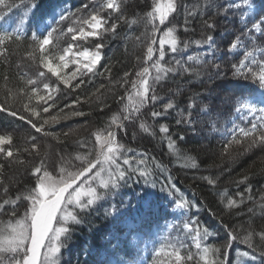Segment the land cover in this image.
Listing matches in <instances>:
<instances>
[{
	"label": "trees",
	"instance_id": "trees-1",
	"mask_svg": "<svg viewBox=\"0 0 264 264\" xmlns=\"http://www.w3.org/2000/svg\"><path fill=\"white\" fill-rule=\"evenodd\" d=\"M192 1L179 0L177 12L169 17V21H166L165 25L160 26V33L156 37L157 44L154 45L158 50V40L162 32L167 27L176 28V36L180 41L179 47L181 50L177 53H172L166 45L165 58L161 63L166 67H177V71L168 73L163 80L153 84L155 95L158 97L155 102L149 99L148 103L138 113H130V116L134 119L139 116L147 117L146 122H140L148 128V131L146 132L142 128L137 129L133 126L128 130L125 128L123 131H120L115 126L112 127V131L116 133L117 142L124 145L125 149L131 150L125 154L131 153L137 159H145L151 172L148 177L149 185L145 184L144 178L134 175L130 183L122 186L126 192V196L124 192L123 200L126 197L131 198L132 208L130 211H134L133 207L140 202L135 192L139 191L145 197L149 195L154 204L153 210L150 211L155 218V220L153 218L152 227L158 225L163 220L162 217H165L164 210L169 204V196L172 197L173 201H186L189 219L193 222L192 227H198L201 232L205 228L208 230V235L205 236L202 248L204 246L219 248L221 250L219 254L221 261L224 260L226 252L227 264H237L238 252L244 251L254 254L264 262V257L259 254L264 249L257 247L256 252L252 253V249L242 243L243 237L249 232L247 222L257 221L260 228L254 227L253 230L257 233L260 230H264V218L253 217L249 211L251 209L253 212L259 206L264 205V199H262L264 198V153L252 158L251 155L253 156L258 146L251 150H246L247 141L242 136V133L240 131L229 133L226 128V125L231 123L235 111L239 107L236 97H248L256 93L254 82L243 79L237 81L233 65L238 66V61L242 60L246 51L264 47V25H262V35L250 32L252 33V40L247 39V35H243L248 33L249 28L254 23L264 17V0H254L260 11L256 20L249 22L247 26L236 23L240 13L235 10L230 11L227 8V4H225V0H212L215 4L221 3L218 10L207 7L202 12L194 14L192 18L185 19L181 15L180 9ZM37 2L38 5L33 11L30 5ZM5 3L6 5L17 6L9 9L5 5H0V15L4 17L8 15L21 16L22 19L28 20V27L34 28L37 20L43 19L63 3L71 6L69 12L80 15L81 13H78L77 10L83 9V6L89 2L88 0H5ZM151 4L152 0H121L122 14L128 23L121 22L114 35L111 33L104 34L103 43L105 47L100 67L93 73H85L80 78L83 83L80 80L79 87H75L74 83L71 84V87H66L60 81L51 82L54 84L53 87L58 88L59 92H62L61 99L63 100H56V104L59 103L57 107H61L60 111L72 103H77V106L85 113L84 116L71 117L69 121H72V123L67 126L81 125L84 122L87 124L91 123V126L94 124L95 127L91 129H89L91 126H88V128L84 127L82 131H79L78 135L71 136L72 138H69V134L73 132H70L66 126L62 127L57 131L60 138L51 139L56 144L55 148L65 149L68 154L74 153V158L77 154H80V152L77 153L76 151L80 147L81 142H86L87 146H90L93 143V133L107 129L113 115L120 116L122 120L124 105L128 101L126 98L123 101L119 98L121 96L126 97L127 92L131 90V80L136 78L135 73L140 71L142 67L150 66L152 63L149 61L145 64L144 61L147 46L150 43L149 33L151 25H145L144 28L140 29L136 26L143 18L145 19L146 13L151 10ZM226 8L228 11L224 12ZM90 10H85V13ZM220 11L223 13L222 20L226 24L229 19H227L228 16L226 17V15H231L230 20L232 18L231 26L234 30L231 31V34L229 33L228 39H222V37H227V33L219 30V20L215 17L212 18V15ZM112 15L116 16L117 14L112 13ZM73 19L74 17L60 21L54 27L60 30L57 36L60 33L64 35L67 27L72 25ZM133 20H136L137 23L132 24L131 21ZM206 20L214 21L215 29H207L204 24ZM227 27V30L231 29L229 25ZM144 32L146 34L143 37ZM63 35H61L63 37L62 45L67 46L71 39H66L68 37ZM207 35H213L214 37L215 44L212 55V52H200L199 46L195 43L197 40L206 39ZM237 36L246 42L244 44L246 51L240 54L239 57L238 55L232 56L230 53L228 55L225 49L227 45L229 47V44ZM30 37L31 34L22 38L19 46L15 44L6 46L8 51L0 55V103H3L6 98L5 88L22 82L24 84L26 79L35 76L32 70L40 67V62H27L26 59L20 60L26 54L24 52L29 55L27 49L30 48L32 43ZM137 37L141 39L137 40ZM137 41L138 46L135 45ZM96 42L95 38L90 41L93 47ZM185 43L188 44L187 49L183 47ZM188 56L196 57L200 63H197L196 60L189 61L187 59ZM157 58L158 51L154 55L153 60ZM17 59L23 62V66L26 67L24 70L21 67H17V63H19ZM260 59L263 60V57ZM37 60H40V55H37ZM176 60H180L183 68H187L189 71L185 72L183 68L178 67L175 63ZM225 63L228 68H231L230 71L227 68L217 69L214 67V65L222 67ZM220 64L222 65L220 66ZM260 67L257 62L256 65L250 68L258 73ZM125 72L130 74L127 77V84L124 83ZM196 73H199V75ZM152 74L153 76L155 75L154 70ZM5 77H7V80H5ZM21 77L24 79H21ZM38 81L40 82V88L42 85L41 79ZM102 85L103 87H101ZM151 94L149 95L151 96ZM95 97L97 100L94 99ZM167 100H171L174 108L163 113V106L167 104ZM24 101L28 102L26 99ZM65 101L69 102L62 107ZM32 102L34 103V100ZM10 103L19 114L27 115L22 107L24 103L19 98L10 100ZM205 104L209 105V109L206 111L202 110ZM189 105H192V107H189ZM38 107L39 110H42V107ZM53 110H55L54 107ZM153 111L162 112L163 114L159 117H152L151 113ZM177 113L182 115L181 119L176 117ZM189 113H191L192 124L184 122L188 118ZM192 115L194 116L192 117ZM33 119L35 120V117ZM177 121L181 122L177 123ZM36 122L38 125L42 123L39 120H36ZM161 125H166L169 128L167 134L159 131ZM24 127L31 129L26 121L10 116L6 112H0V133L15 134L13 147L19 150V160L23 161L21 164L15 161L9 163L4 157L0 156V164L4 165V168L0 170V181H2L0 183V201L5 198L15 199L17 195L23 196L27 194L35 182V178L31 175V169L41 159L45 160L50 171V157L54 155L53 153L40 149L39 155H29L23 151L25 148H30L33 142L30 138L28 141L25 138L27 134H23ZM44 127L47 129L46 125ZM250 128L251 125L245 127V130ZM195 130H199L202 133L200 140L206 143L203 146L194 142L190 136L191 132ZM30 132L35 137L43 134H36L34 129L30 130ZM65 133H68L69 136H65ZM181 136L184 137L183 140L180 139ZM169 138L175 142V150L168 147ZM237 139L242 140L243 143L241 145L235 144L234 141ZM94 147L95 144L93 143L92 148ZM86 152H83V154L81 152V155L86 154ZM181 158H189L195 164L194 168L197 171L199 170V174L202 175H199L193 169L184 167L180 162ZM216 159L224 160L221 163H231V166L226 168L223 164L221 168H215ZM68 160H66L65 166H68L69 163L74 165ZM79 163L78 161V166ZM217 169L219 171L222 170L224 173L219 172L217 174L215 172ZM245 177H247V180L244 179ZM205 178L215 181L211 185V189L207 188V184H204L205 181H202ZM205 180L207 181V179ZM151 183H155V187H151ZM172 185L175 187L173 188ZM5 188L8 189L7 193L4 192ZM106 198L109 202L107 201L104 206L90 208L80 213L82 223L71 226V236L67 241V246H70V248L64 251L60 264H103L99 260L101 255L105 252L110 253L107 251L108 243L104 244V241L107 233L110 232V227L113 225L107 210V208H111L113 193L106 196ZM141 199L142 202L145 198ZM229 200L237 202L231 209L227 207ZM26 206L27 201L23 199L17 201V214L23 215L26 211ZM0 218L6 219V217ZM230 231H234L239 238L232 242L231 248L228 249V233ZM253 242L257 245L264 243L260 241L258 235L253 237ZM173 243L176 247H180L181 255L193 254V261H185V264H196L198 250L195 247L190 243H182L180 240L179 243L176 241H173ZM94 250L95 252L93 253ZM123 255H125L124 252ZM152 260V257L149 258L150 263L148 264H151ZM166 260H169V258Z\"/></svg>",
	"mask_w": 264,
	"mask_h": 264
},
{
	"label": "snow or ice",
	"instance_id": "snow-or-ice-1",
	"mask_svg": "<svg viewBox=\"0 0 264 264\" xmlns=\"http://www.w3.org/2000/svg\"><path fill=\"white\" fill-rule=\"evenodd\" d=\"M212 0H205L206 4H210ZM245 5L253 9L251 0H244ZM0 5H5L9 9L17 5H6L5 0H0ZM37 3H33L30 7L35 10ZM179 6V0H152L151 10L146 13L145 19L147 23L151 25V31L149 33L150 43L147 46L146 54L144 57L145 64L151 61L150 66H144L140 71L135 73V79L131 80V90L127 92V96H121L119 99L123 101L125 98L128 103L124 105V112L129 113L123 116L124 120L130 119V113H138L141 108L149 101V99L155 102L158 97L155 95V89L153 84L163 80L168 73H174L177 71V67H166L161 61L165 58V46L172 53L180 51V41L176 36L175 27H167L159 37L157 50L154 45L157 44V34L160 33V26L165 25L166 21H169V17L173 16L177 12ZM91 9L85 13V10ZM228 9H224L227 12ZM77 13L69 12L68 14H61L60 21H65L73 18L72 25L67 27V34L71 35L72 43H69L62 50L59 48L60 36H54L58 31L57 28L48 27L46 31L38 32L33 31L31 33V45L32 52L29 53L30 57L35 58L34 54L38 51L40 53L41 65L47 70V73H51L53 77H56L58 81L63 83L66 87H71V81L76 79L77 76H83L85 73H93L99 62L103 59V49L105 47L103 38L105 33L116 34L117 28L121 22L128 23L125 20L122 9L121 0H89L83 6V9L77 10ZM112 13L117 14L113 16ZM189 15H193V12H189ZM4 19L3 15H0V21ZM27 23L26 20L18 22L14 31L0 32V55H3L8 51L10 45L19 46V42L22 39L21 24ZM132 24L137 23L136 20L131 21ZM205 27L209 30L215 29L216 25L214 21H204ZM264 25V17L252 25V29L255 32L260 33L262 31L261 26ZM63 35V33H61ZM243 35H248L244 33ZM89 37L95 38L96 43L93 48L82 47L77 42L87 41ZM55 44V52L52 58L46 53L49 52V46ZM140 40V37L136 38ZM214 42L213 35H207L204 40L195 41L197 46L208 45L210 48ZM242 46V41L239 36L229 44L228 51H233ZM82 50H75L80 49ZM184 49H187L188 44H184ZM158 51V58L153 60L154 55ZM252 56V52H247L242 60L239 62V66L233 65L234 75L237 81L250 80L251 82H257L259 85V103H264V66L260 67L259 72H255L252 68L248 69L245 73L242 71L246 67L245 61ZM189 61L196 60L194 56H188ZM58 60V63L55 61ZM176 65L183 68V64L180 60H176ZM255 63V61H253ZM70 65H75V70L70 74H64V70L69 68ZM219 69V65H214ZM155 71L153 76L152 72ZM185 72L189 71L187 68H183ZM199 75V73H196ZM129 73H124V83L127 84ZM40 77L45 76V72L39 73ZM211 78V77H209ZM21 79H24L21 77ZM7 80V77H5ZM39 81L37 79L28 78L25 80V85L30 87V90L25 88L20 89L19 93L14 94L11 89L8 90L6 98L3 103H0V112H6L8 115L18 118L19 120L26 121L30 125L31 129H34L36 133H43L49 135L44 130V125L50 121L45 119L38 125L36 120L41 119V113L37 107L32 106V100L35 98L37 105H46L42 111L47 113L50 105L48 101H53L52 92L59 91L58 88L53 87L49 83H43V89L47 95L41 94L39 88ZM83 83V80H81ZM79 87V84L75 85ZM103 87V85L101 86ZM150 93L151 96L149 95ZM22 95L27 97L28 102L23 104V110L27 115L19 114L18 111L12 106L9 98H14L15 95ZM237 102L240 104L241 109H246L249 112H260L264 114V107L257 108L252 101L243 96L236 97ZM54 102V101H53ZM192 107V105H189ZM174 108L172 102H168L163 106V113L168 112ZM209 105L205 104L202 110H208ZM162 112L153 111L152 117H159ZM74 116H84L82 111H75L72 113ZM35 117V120L33 119ZM66 119L67 117H62ZM51 122H58L56 116H52ZM121 117L113 115L109 126L104 131H96L93 133L95 136V147L89 149L86 154L75 156V160L79 161V166L69 165L65 166L64 163L59 168H54L53 171H49L45 160L41 159L39 163L35 164L31 169V175L35 178L34 186L27 192V194L20 196L17 195L15 199L5 198L0 201V264H60V256L62 249L66 248L67 241L71 236V226L82 223L80 213L92 208L98 201L103 200L106 196L114 193L116 190L126 185L129 180L135 175L139 178H144L146 185H149L148 177L151 175L148 169L145 159H139L135 161L133 166L132 159L123 156L126 150L124 145L117 142L116 133L112 131V127H122L119 123ZM181 121H177L180 123ZM188 124H192L191 113L188 114V118L184 121ZM140 127L144 131H148V128L141 124ZM159 131L167 134L169 128L166 125H161ZM242 136L247 141L246 150H251L254 147H264V115L260 117V123H253L248 130L240 129ZM65 136L68 133L64 134ZM31 147L25 148L23 151L29 155H39L40 149L36 141V137L32 136ZM184 139L183 136L180 137ZM14 138L11 134H0V156L12 163L15 161L18 164L23 163L19 160V150L14 149ZM235 144L241 145L242 140L237 139ZM7 146V147H5ZM81 148H86V142H81ZM168 147L175 150V142L169 138ZM63 161L64 158L61 157ZM122 160V163L120 162ZM126 166V167H124ZM195 167V164L192 165ZM4 168L3 164H0V170ZM55 173V174H53ZM207 182L212 185L214 180L206 178ZM247 180V177L244 178ZM2 183V181H0ZM151 187H155V183H151ZM174 188L175 186L172 185ZM4 192L7 193L8 189L5 188ZM23 199L27 201L26 211L23 215H18L16 211L17 201ZM264 199V198H262ZM148 201H145L146 206ZM235 200H229L227 207L231 209L236 205ZM186 201H181L176 205L177 208L187 207ZM264 207V205H262ZM251 211V209H249ZM115 209H113V213ZM193 222H189L184 225L185 229L190 232H194V239L196 241L195 247L198 250V260L196 264H227V253L224 254V260L220 259L219 248H210L208 246L201 247L200 240L208 235V230L205 228L203 232L200 229L192 227ZM126 231L124 233L123 240L129 247L133 246V241L136 240L141 234V225L136 221L125 222ZM259 236L260 241L264 242V230H260L258 233L255 231H249L242 239V243L252 249V253H255L257 247L264 249V243L257 245L253 242L254 236ZM131 238V239H129ZM239 237L234 231L228 233L229 243L227 248H231L232 242H235ZM112 243V241H110ZM121 246V239H115V248ZM182 247V245H181ZM171 250L167 252L169 258L168 264H185V261H193L194 256L188 253L186 256L181 255L180 247L175 245L170 246ZM162 250H157L156 255L160 256ZM260 256L264 257V250L260 251ZM243 257L255 260L256 256L250 254L248 251L241 253ZM103 264H123L122 261L113 259L111 255L105 254Z\"/></svg>",
	"mask_w": 264,
	"mask_h": 264
},
{
	"label": "rangeland",
	"instance_id": "rangeland-1",
	"mask_svg": "<svg viewBox=\"0 0 264 264\" xmlns=\"http://www.w3.org/2000/svg\"><path fill=\"white\" fill-rule=\"evenodd\" d=\"M88 2H89V0H88ZM222 3H224V2H222ZM251 3H252V5H254V11H253V9H250L245 5L244 0H225V4H227V6H228L227 8L230 11L235 10V11H238L240 13L239 18H238L236 23H238V24L241 23V24H244L245 26H247V24L249 22H254L256 20L257 13L259 11L258 6H256L254 4V0H251ZM204 4H206L205 0H193L188 5H184L183 7H181V9H180L181 13H182L181 15H183L185 17V19H190L194 16V14H197L198 12H202L207 7L211 8V9H217L218 10L220 8V5H221V3L215 4V2L214 3L211 2L210 4H206V5H204ZM63 12L64 11H60V12L56 13L54 15V17L60 16L61 14H63ZM189 12H193L194 14L189 15L188 14ZM212 14H214V13H212ZM222 15H223V13H222V11H220V12H217L214 15H212V18L215 17L217 20H219V23H218L219 28L218 29L223 30V33H227V35H226L227 37H225V38L222 37V39H228L229 35L232 33L231 31L234 30V28L231 26L232 25V18L230 20L231 15L230 16L226 15V17L228 16L227 19L229 18L227 21V24H226L222 20L223 19ZM145 25H148V23H147V20L143 18L142 21H140V23L136 26L140 29L142 27L144 28ZM226 25L227 26L229 25L231 27V29L227 30L228 27ZM261 28H262V31L260 33L255 32V30L252 29V27L249 28L247 39L252 40V37H251L252 33H250V32H254L257 35H262L263 34V27L261 26ZM58 32L54 36H57ZM145 34L146 33L144 32L143 37L145 36ZM64 35L66 37H68L66 39H71V35L67 34V31L64 33ZM58 36H60V39L58 41L59 48H60V50H62L66 46L62 45L63 44L62 43L63 37L61 36V33ZM222 36H224V34H222ZM92 39H94V38L89 37L87 39V41H78L77 43L79 45H81L82 47L93 48V46L90 43V41ZM70 43H72V41H70ZM245 43L246 42L242 41V46L238 47L237 49H235L231 52L228 51V45L226 46L225 49L227 50L228 55L230 53L232 56L238 55V57H239L240 54H242L246 51L245 45H244ZM55 44H56V41L54 39V44L52 46H49V48H50L49 52L46 53L47 55H49V58H52V55L56 50ZM214 44H215V41L213 42L211 48L208 45H201V46H199L198 49L200 52H206V53L212 52L211 53V55H212L213 50H214ZM135 45L138 46V41ZM82 47L80 49H74V51L75 50H82ZM27 51H28V53H31L32 49L28 48ZM247 52H252V56L249 57L247 61H245L246 67H244L242 69V71L247 73L248 69L251 66L256 65L257 62L260 66H264V47L255 48L254 50L253 49L248 50L244 54L246 55ZM24 53H26V54L24 56H22V59H20V60L26 59L27 62H29V61L35 62V63L40 62V67L37 68L35 66L36 68H34L32 70V72L35 74V76H33V79H37V80L41 79V83H42V85L40 87L41 94L47 95V93L43 89V83H49L50 85L54 86V84H52V83H56V82H58V80L56 79V77H53L51 75V73H47V70L42 67L41 61L37 60V55L38 56L40 55V53L38 51L35 53L34 59L32 57H30V55H28L27 52H24ZM244 56L242 57V59L244 58ZM259 57L260 58L263 57V60H261ZM17 60H19V59H17ZM20 60H19V63H17V67L18 68L21 67L24 70V68H26V67L23 66V62ZM253 61H255V63H253ZM55 63H58V60H56ZM221 65L222 64H220V66ZM228 66H229V63H228ZM238 66H239V61H238ZM219 68L220 69H222V68L226 69L227 68L229 71L231 69V68L227 67L226 63L224 64V66L222 65V67H219ZM74 70H75V65H70L69 68L64 70V74H70ZM41 71L45 72L44 77L39 76V73ZM81 77L82 76H77L76 79L71 81V84L72 83H74L75 85L79 84ZM253 85H255V88H256L255 95H250L246 98L250 99L252 101V103L257 106V108L264 107V103H259L260 89H259L258 81L254 82ZM22 88H25L26 90H30V87L26 86L25 83L23 84V82H22V83H19L17 85L9 86V87L5 88L4 92L7 95L8 90L11 89V91L14 94H16V93H19L20 89H22ZM61 93H62L61 91L60 92L56 91V92L51 93V95L53 96L54 102L48 101V105H50V107H49V111L47 113H44L42 110L38 109L39 108L38 106L42 107V109H43V107L46 105H43V104L37 105L35 98H33L34 103L32 102V106L38 107L37 109L41 113L42 118L39 121L43 122V120H45V119L50 121L48 124H45L47 129L44 127V130L46 132H48L49 135L41 134L39 137H36L37 139L35 141V143H37V145L39 146V149H42L44 151L46 150L47 152L54 154V155H52V157H50V162H51L50 163V166H51L50 171H53L54 168L58 169L62 163L66 164L67 163L66 160H68V158H69V160H68L69 162L71 161L72 163H74L75 166H78V164H77L78 161L75 160V157L73 158L74 153L68 154V152L65 149L63 150V149L55 148L56 144H54V141H52L51 139L54 138V140H55V139L60 138L59 137L60 135H58L59 132H57V131L60 130L62 127L66 126L70 130V132L71 131L73 132L72 134L71 133L69 134L70 136L68 135L70 138L71 136L74 137V136L78 135V133H80L79 131H82L84 129V127L88 128V126L90 127L92 125L91 123L87 124V123L83 122V123H81V125L79 124V125L67 126V125L72 123V121L70 122L69 119L71 117H75L74 115H72V113L75 111H82V109L79 106H77L78 105L77 103H72L71 105H68L67 108H64L60 111L59 109L61 107L60 108L57 107V105L59 103L56 104L57 103L56 100H58V101L63 100V99H61V96H62ZM14 98H19L20 101H22L23 103H26L24 101L25 99L27 100V97H23L22 95H19V94L15 95ZM14 98H9V99L13 100ZM94 99L97 100L96 97ZM167 101L171 102V100H167ZM68 102L69 101H65L64 104H62V107L65 106ZM53 107L55 108V110H53ZM133 113H135V112H133ZM125 114H129V113L123 112V116ZM262 115H264V114L260 113L259 111L256 113H252V112L247 111L246 109H241L240 104H239V107L235 111V114L231 120V123L227 124L226 128L228 129L229 133H232L235 131H240V129H245V127L250 126L253 123L259 124L260 123V117ZM52 116H56L58 118V122H54V123L51 122L50 118ZM193 116L194 115H192V117ZM62 117H67V118L64 119ZM76 117H80V116H76ZM176 117H180V119H181L182 115L180 113H177ZM146 120H147V117H144V116H139L136 119H134L132 116H130V119H128V120H124L122 118V120L119 121L122 124V127L118 128V129H120V131H123V129L127 128V130H128L132 126L134 128L140 129L141 128L140 125L142 124L140 121H143V123H144V122H146ZM229 125L230 126L232 125V127L230 128ZM91 128H95L94 124L89 129H91ZM194 128H195V126H194ZM226 128H224V129H226ZM30 130H33V129H30V128L28 129L26 127L23 128V134L24 135L27 134L25 136V138H27V141L29 138H31L33 136L31 134ZM0 134H4V132H2ZM11 135L13 137L15 136V134H11ZM201 135H202V133L199 130H195V131L191 132L190 136L192 137L194 142H197L198 144L203 146L206 143H204V142H202V140H200L202 137ZM92 138H93V143L95 144V136L93 135ZM92 144L90 146H87L86 148L79 147L76 152L77 153L80 152V155H81V152L83 154V152L85 153L89 149H93ZM5 147H7V146H5ZM126 152H129V151H125L123 153V156H126V157L132 159L133 166H135V161H137L139 159L135 158L134 154H131V153L125 154ZM263 153H264V147L258 146V148L255 149L253 156L251 155V157L255 158V157H257ZM61 157L64 158L63 161L61 160ZM222 161H224V160L216 159L215 164H214L215 168H218V167L221 168L223 164L225 165L226 168H229V166H231L230 165L231 163L225 164V162L221 163ZM120 162L122 163V160ZM180 162H181V164H183L184 167L189 168V169H193L194 171H197V169L192 166L194 163L189 158H181ZM70 164L71 163H69V165ZM124 167H126V166H124ZM228 171H230V170H228ZM215 172H217V174H219V172H223V171L222 170L219 171L217 169V171H215ZM197 173L199 174V170L197 171ZM227 173H230V172H227ZM53 174H55V173H53ZM199 175H202V174H199ZM205 179H202V181L203 182L205 181L204 184H207L206 185L207 188L211 189L212 188L211 185ZM130 182H131V180L128 181V183H130ZM142 186H144V185H142ZM124 192L125 191L123 190L122 187L119 188L118 190H116L113 193V200L114 201L112 200L111 208H107V210L111 216L113 225L110 227V232L107 233L106 240L104 241V244L108 243L107 251H109L111 254L110 253H107V254H110L113 259L120 260L123 262V264H145L146 259L153 254L154 258H155L154 264H167V262H168V260H166V259H168L167 252L171 250L170 246L174 245L173 239L176 241L181 240L182 243H185V242L190 243L193 247H195V243H196V241L194 239L195 233L190 232L188 229L184 228V225L187 223H185L183 225V227H179L180 222L184 219V216H185V208H177L176 207V205L180 202L174 203V205L170 211L166 207V209H165L166 211H164L165 212L164 221L160 222L158 225L151 228V224L155 220V218L153 217V213L150 212L151 210H153V207H154L153 200L151 198H149L150 197L149 195H147L145 197V195L140 194L139 191H136L135 193H136L140 202L137 206L133 207L134 211H130L132 208V204H131L132 200H131V198H127V197L125 198V200H123ZM125 196H126V192H125ZM141 198H145V199H143V201L141 202V200H142ZM107 201L109 202V200L105 197L103 200L98 201L92 208L104 206V204ZM145 201L149 202L147 206L145 204ZM113 209H115L114 213H113ZM167 211H169V213H167ZM250 212H251V215L253 217L255 216L256 218H264V207H262V206H259L258 208L255 209V211H253V212L250 211ZM153 218H154V220H153ZM126 221H136L138 224L141 225L142 234L136 240L133 241L132 247H129L127 245V243L123 240L124 233L126 231V228H125V222ZM144 224H145V227H143ZM247 225H248L247 228L249 229V231H253L254 227L260 228V225L257 223L256 220H255V222H247ZM172 233H175L176 236L169 239L168 237ZM116 238L121 239V246L118 248H115V252L113 253ZM129 239H131V238H129ZM110 241H112V243H110ZM200 243L202 246L203 245V239L200 240ZM111 244H113V245H111ZM67 248L69 249L70 246H66V248L62 249L61 256H60V262L62 260L63 253ZM105 248H106V246H105ZM157 250H162V254L160 256L156 255ZM94 252H95V250L93 251V253ZM123 252L125 255H123ZM241 253L242 252H238V254H237V264H264L263 260L260 258L256 257L255 260H252V259H249L247 257H243L241 255ZM105 254H106V252L103 253L101 255V258L99 259L102 263L105 259ZM132 254H133V257H132Z\"/></svg>",
	"mask_w": 264,
	"mask_h": 264
},
{
	"label": "bare ground",
	"instance_id": "bare-ground-1",
	"mask_svg": "<svg viewBox=\"0 0 264 264\" xmlns=\"http://www.w3.org/2000/svg\"><path fill=\"white\" fill-rule=\"evenodd\" d=\"M55 8V7H54Z\"/></svg>",
	"mask_w": 264,
	"mask_h": 264
}]
</instances>
